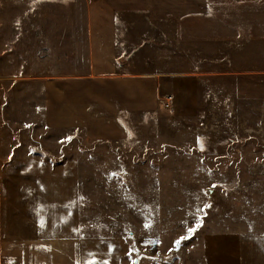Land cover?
I'll list each match as a JSON object with an SVG mask.
<instances>
[{"label":"rangeland","instance_id":"374dc122","mask_svg":"<svg viewBox=\"0 0 264 264\" xmlns=\"http://www.w3.org/2000/svg\"><path fill=\"white\" fill-rule=\"evenodd\" d=\"M168 1L173 14L152 18V33L132 55L149 50L151 70L193 81L192 97L168 92L179 106L161 101L141 121L124 119V139L93 141L45 128L39 86L22 79L66 72L48 55L64 53L74 0H0V250L37 234L44 215L32 205L49 195L71 199L49 224L71 220L80 235L102 237L110 264H205L207 234L228 231L247 241L241 264H264V47L259 65L239 40L211 48L191 35L195 2L183 0L175 15ZM120 61L131 63V51ZM231 181L239 191L224 188ZM206 188L213 190L207 207ZM220 249V264H229ZM10 261L0 251V264Z\"/></svg>","mask_w":264,"mask_h":264},{"label":"crops","instance_id":"0c3cea01","mask_svg":"<svg viewBox=\"0 0 264 264\" xmlns=\"http://www.w3.org/2000/svg\"><path fill=\"white\" fill-rule=\"evenodd\" d=\"M177 1L171 2L175 3V15L183 13V0ZM193 1L189 16L192 37L195 35L199 41L206 37L211 48L225 40H239L246 55L251 51L249 56L258 62L256 65L263 63L261 59L258 61L262 54L257 52L264 47V0ZM170 8L168 0H74L73 25L68 29L70 40L63 42L64 53L48 55L49 65H55V59H62V65L68 67L64 69L66 72L57 74L47 69L45 74L22 78L39 86L45 128L78 131L85 140L120 141L127 135L124 119L134 124L156 112L168 92L189 94L191 98L193 81L186 77V81H178L177 75L158 67L151 70L154 62L149 58V50L142 49L136 59L132 55L137 49L136 43L143 42L152 33L148 27L152 26L151 19L156 15L169 17V13L173 14ZM204 25L206 31H202ZM130 27L132 31L139 27L131 31L134 34L131 46L126 38ZM130 51L131 63L121 62L120 58ZM238 56L231 59L232 64H237ZM159 60L166 62V59ZM174 103L180 105L175 97L171 106ZM46 200L35 207L32 205L35 209L37 205L44 215L37 234L1 248L2 257L11 258L7 264H88L92 260L110 264L105 258L109 259L113 253L109 247L105 248L102 237L80 235L71 220L49 224L48 219L55 217L56 209H68L71 199L52 202L48 195ZM70 215L69 212L68 219ZM240 237L233 231L208 233L205 264H220V247L225 249L229 264H241V247L247 241L239 240Z\"/></svg>","mask_w":264,"mask_h":264},{"label":"built area","instance_id":"2783aa9c","mask_svg":"<svg viewBox=\"0 0 264 264\" xmlns=\"http://www.w3.org/2000/svg\"><path fill=\"white\" fill-rule=\"evenodd\" d=\"M174 98L172 95H165L163 98H162V106L164 108H170L171 105H172V102H173ZM224 188H226L227 191H234V192H237L240 190V185L236 182V181H231L229 183H225L224 184Z\"/></svg>","mask_w":264,"mask_h":264},{"label":"water","instance_id":"95a60500","mask_svg":"<svg viewBox=\"0 0 264 264\" xmlns=\"http://www.w3.org/2000/svg\"><path fill=\"white\" fill-rule=\"evenodd\" d=\"M204 193H205V195L208 198V202H207V205H206V207H207L213 202V190L211 188H206L204 190Z\"/></svg>","mask_w":264,"mask_h":264},{"label":"snow or ice","instance_id":"6c2138e0","mask_svg":"<svg viewBox=\"0 0 264 264\" xmlns=\"http://www.w3.org/2000/svg\"><path fill=\"white\" fill-rule=\"evenodd\" d=\"M37 2H38V0H37ZM69 139H71V138H69ZM190 231H194V229H190ZM177 243H179V241ZM88 264H97V262L95 260H92V261H89ZM105 264H106V262H105Z\"/></svg>","mask_w":264,"mask_h":264}]
</instances>
